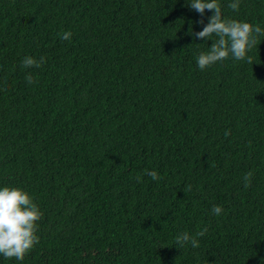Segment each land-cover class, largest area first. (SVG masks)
<instances>
[{
  "label": "trees",
  "instance_id": "trees-1",
  "mask_svg": "<svg viewBox=\"0 0 264 264\" xmlns=\"http://www.w3.org/2000/svg\"><path fill=\"white\" fill-rule=\"evenodd\" d=\"M190 2L0 0V187L43 212L40 242L0 264H261L264 35L252 63L202 71L214 41L188 34L204 27ZM230 2L226 18L264 29V0Z\"/></svg>",
  "mask_w": 264,
  "mask_h": 264
},
{
  "label": "clouds",
  "instance_id": "clouds-1",
  "mask_svg": "<svg viewBox=\"0 0 264 264\" xmlns=\"http://www.w3.org/2000/svg\"><path fill=\"white\" fill-rule=\"evenodd\" d=\"M240 3L241 0H231L228 7L238 12ZM189 6L201 15L198 23L204 25V27L199 32H195L190 27L188 34H191L197 40L207 38L214 41L209 50L200 52L197 55V65L200 70H206L217 62L227 60L229 57L237 61L253 62L248 53L257 45L258 37L264 35V29L259 24L254 25L246 21L226 18L222 13L219 0H191ZM206 10L214 11L205 25L203 16ZM71 36L70 31H65L60 35V38L61 40H70ZM45 63V57H40L37 60L33 56H25L21 61L22 67L25 69L40 68ZM25 79L29 84L37 83L31 73ZM225 135L227 136L229 133L226 132ZM145 171L154 181L162 178L155 170ZM252 176L253 173L248 172L243 177L245 188L251 186ZM137 180H141V177L138 176ZM187 190H191L190 185L187 186ZM211 211L219 216L223 212V207L215 205ZM42 218L43 212L27 190L18 186L0 187V256L5 259L23 261L40 242L37 232L38 222ZM207 231L208 229L205 227L195 235L183 232L176 236L175 243L180 249L188 244L192 248H199L200 242L197 237H203ZM210 264H215V262H210ZM261 264H264V259H262Z\"/></svg>",
  "mask_w": 264,
  "mask_h": 264
}]
</instances>
